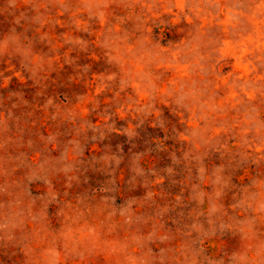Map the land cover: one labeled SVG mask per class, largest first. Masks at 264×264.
Returning <instances> with one entry per match:
<instances>
[{
    "label": "rangeland",
    "instance_id": "obj_1",
    "mask_svg": "<svg viewBox=\"0 0 264 264\" xmlns=\"http://www.w3.org/2000/svg\"><path fill=\"white\" fill-rule=\"evenodd\" d=\"M0 264H264V0H0Z\"/></svg>",
    "mask_w": 264,
    "mask_h": 264
}]
</instances>
